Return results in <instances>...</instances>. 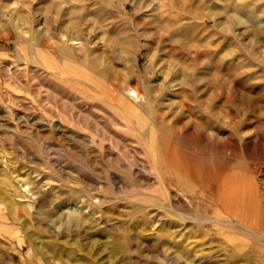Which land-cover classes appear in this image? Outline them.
I'll return each mask as SVG.
<instances>
[{"label":"rangeland","instance_id":"374dc122","mask_svg":"<svg viewBox=\"0 0 264 264\" xmlns=\"http://www.w3.org/2000/svg\"><path fill=\"white\" fill-rule=\"evenodd\" d=\"M0 200V264H264V0H0Z\"/></svg>","mask_w":264,"mask_h":264},{"label":"bare ground","instance_id":"6f19581e","mask_svg":"<svg viewBox=\"0 0 264 264\" xmlns=\"http://www.w3.org/2000/svg\"><path fill=\"white\" fill-rule=\"evenodd\" d=\"M10 7L11 8H15L16 9V4L13 2V3H11L10 4ZM32 17V16H31ZM47 37V36H46ZM70 45H72L73 47H75V49H78V48H80L81 47V43H79V42H74V41H70ZM48 68L49 69H53V66H50V65H48ZM128 92H129V94L131 95V97H132V99L133 100H135L136 102H138V101H140V100H143V101H145V99H144V96L142 95V94H140L135 88H133V87H128ZM142 92V91H141ZM143 97H142V96ZM147 101V100H146ZM177 137H180V136H177ZM183 138H181L185 143L187 142V143H191V142H193L194 140H195V135L194 134H184L183 136H182ZM180 139V140H181ZM185 143H184V145H185ZM183 144V143H182ZM164 148V147H163ZM167 149V148H166ZM174 155V154H173ZM166 156H167V154H166ZM175 156V155H174ZM163 157H165V156H163ZM168 157H169V155H168ZM166 158V157H165ZM27 159V158H26ZM167 161V160H166ZM172 161V160H171ZM182 163V162H181ZM184 171V170H183ZM185 173V172H184ZM209 176H211L212 178H213V176L210 174ZM208 176V177H209ZM215 176V175H214ZM196 181V180H195ZM237 181V180H236ZM240 183V182H239ZM242 185V184H241ZM15 191H16V189H15ZM236 192V191H235ZM60 193V192H59ZM229 194H231V193H229ZM228 194V195H229ZM245 194V193H244ZM89 197V196H88ZM228 197V200H226V201H228V203L230 204L229 206H234L235 205V207H239V206H241L240 205V202H238V200L236 199L237 197L236 196H233V198H235V200L233 199V198H230L231 197V195H229V196H227ZM58 198V197H57ZM223 199V198H222ZM1 201V200H0ZM3 202V201H2ZM224 203V202H223ZM218 204V203H217ZM235 209H237V208H235ZM252 214V213H251ZM17 220V219H16ZM50 220V219H49ZM52 220V219H51ZM79 223V222H78ZM242 223V222H241ZM240 227H241V225H240ZM79 228V227H78ZM242 228V227H241ZM60 234V233H59ZM115 243V242H114ZM54 249V248H53ZM29 251V250H28ZM93 251V250H92ZM29 253V252H28ZM73 254V253H72ZM92 259V258H91Z\"/></svg>","mask_w":264,"mask_h":264}]
</instances>
